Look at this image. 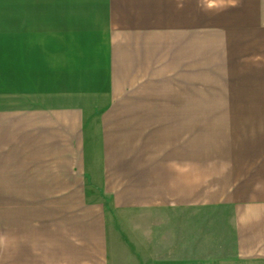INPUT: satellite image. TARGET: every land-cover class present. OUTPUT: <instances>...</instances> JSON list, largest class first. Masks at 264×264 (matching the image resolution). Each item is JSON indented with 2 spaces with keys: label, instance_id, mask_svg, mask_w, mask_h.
Here are the masks:
<instances>
[{
  "label": "crops",
  "instance_id": "crops-1",
  "mask_svg": "<svg viewBox=\"0 0 264 264\" xmlns=\"http://www.w3.org/2000/svg\"><path fill=\"white\" fill-rule=\"evenodd\" d=\"M224 1L0 0V264H264V93H189L221 40L264 74Z\"/></svg>",
  "mask_w": 264,
  "mask_h": 264
},
{
  "label": "rangeland",
  "instance_id": "rangeland-1",
  "mask_svg": "<svg viewBox=\"0 0 264 264\" xmlns=\"http://www.w3.org/2000/svg\"><path fill=\"white\" fill-rule=\"evenodd\" d=\"M224 4L225 1L220 0L219 8ZM206 50L208 49L205 48ZM211 50L216 53L212 55L205 53V68L197 72V78L193 80L196 84L191 86L190 83L189 93H197L205 97L264 93V74L261 77L259 72H248L244 69L242 40H221L219 46ZM178 214L173 216L178 217ZM131 215L124 214L127 217ZM117 219L115 213L110 217L111 221L117 222ZM127 222L131 224L133 220ZM124 233L129 235L130 232L125 230Z\"/></svg>",
  "mask_w": 264,
  "mask_h": 264
}]
</instances>
